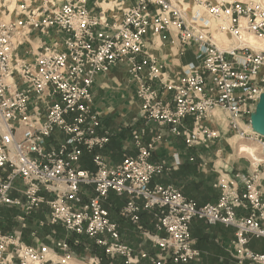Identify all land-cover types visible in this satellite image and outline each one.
<instances>
[{"label":"built area","instance_id":"built-area-1","mask_svg":"<svg viewBox=\"0 0 264 264\" xmlns=\"http://www.w3.org/2000/svg\"><path fill=\"white\" fill-rule=\"evenodd\" d=\"M86 1H65L50 15L26 12L23 4L21 19L6 21L0 16V207L18 208L21 222L45 207L46 224L95 240L106 256L120 257L124 264H140L142 259L150 264H198L191 222L221 224L233 229L227 250L235 264H264V250L250 247L253 239L264 243L259 164L254 162L251 173L216 181V200L198 205L172 185L152 184L169 167L149 160L155 140L144 141L143 127L132 131L135 155L111 162L97 153L110 134L102 129L92 102L95 77L125 63L136 85L141 118L166 125L185 147L213 144L217 133L205 122L216 108L227 114L231 133L257 138L240 123H249L264 92V48L255 51L246 44L253 37L264 40V4L196 0L235 41L221 47L188 23L173 0H134L118 21L92 13ZM151 31L162 38L173 31L181 48H196L198 64L189 65L174 86L163 84L162 90L150 85L161 80V67L144 55ZM32 34L50 41L23 57L17 49ZM189 119L191 130L186 129ZM84 153L92 154L93 170L80 167ZM110 192L126 197L120 216L132 224L139 225L142 212L152 215L153 229L162 235L147 233L154 255H136L122 243L118 225L103 205ZM53 245L71 253L64 240ZM50 249L0 232V264H47Z\"/></svg>","mask_w":264,"mask_h":264},{"label":"crops","instance_id":"crops-1","mask_svg":"<svg viewBox=\"0 0 264 264\" xmlns=\"http://www.w3.org/2000/svg\"><path fill=\"white\" fill-rule=\"evenodd\" d=\"M19 1H24L31 6H39L42 2L41 0H0V6L6 4L10 7ZM60 1L62 4L68 0ZM173 2L184 12L187 22L200 28L216 45L230 47L235 44L230 34L219 30L217 20L209 18L196 0L183 2L173 0ZM133 3L134 0H88L86 7L96 15L118 21L126 8ZM163 36L164 38H162V34L151 31L144 53L145 56L156 60L161 67V80L156 79L150 82V85L158 90L163 89V84L174 86L180 76L189 69V65L198 64L195 47L181 48L173 31L165 33ZM43 41L49 42L50 39H46L40 34H32L30 38L24 41L25 50L31 55V53L36 52L35 50ZM135 89L136 85L131 78L129 67L125 63H120L109 73L98 75L94 79L92 85L93 108L100 114L102 129L110 134L106 146L96 152L108 161L119 162L120 156L124 152L128 155H135L136 149L131 141V133L133 130L143 127L145 129L144 141L155 140L154 150L149 160L154 163L163 161L170 169L162 177H154L152 184L172 185L188 199L208 201L209 196H205L206 200L203 199V191L208 190L212 197L213 184L216 181H230L236 173L247 174L253 171L254 162L237 151L236 147H232L235 144H233V137L227 128L228 117L221 109L216 108L211 118L205 122L217 131V137L220 135L219 139L215 140L209 147L187 148L181 139H176L170 135L166 125L156 121L145 122L141 118ZM169 94L164 91L163 95L169 97ZM186 129H192L191 119L187 120ZM89 158L90 170H93L92 154ZM258 182L264 188V171L259 174ZM125 203V196H118L112 192L103 202L104 207L109 212L110 219L118 225L122 243L132 247L136 255L140 252H145L148 256L154 255L155 248L147 233L162 235H158L154 231L152 215L148 212H142L139 225H134L119 215ZM18 212L19 215L14 218L13 225L8 229V232L11 231L12 234L18 235L24 244L36 247L45 243L49 247H53V241L70 236L60 225L45 223V214L47 213L45 207L27 215L24 222L19 220L21 212ZM22 230H24L23 233ZM190 233L194 247L200 252L199 264H235L227 250L228 245L233 240L232 228H226L221 224L208 225L202 221L194 220L190 225ZM197 238L202 239L199 248L196 247V243L199 242ZM262 245L264 243L259 239H253L250 242V247L254 250L263 251ZM83 255L91 257L88 252ZM114 260L116 261L115 264H123L120 257H116ZM71 264L79 263L75 261ZM140 264H150V262L148 259H142ZM166 264L173 263L167 262Z\"/></svg>","mask_w":264,"mask_h":264},{"label":"rangeland","instance_id":"rangeland-1","mask_svg":"<svg viewBox=\"0 0 264 264\" xmlns=\"http://www.w3.org/2000/svg\"><path fill=\"white\" fill-rule=\"evenodd\" d=\"M41 5L39 6H31L30 4H26L24 1H19L17 3L12 4L10 7H8L6 4H4L3 6H0V16L2 18H4L6 21H16L21 19L24 14L21 11V9L19 8V6L21 5H27V11H36V14H45V15H50L51 11L53 9H55L57 6L60 5V0L59 1H55V0H41ZM88 1V0H87ZM86 1V4H87ZM242 1V0H241ZM254 1H259L260 3L262 2L264 4V0H254ZM261 3V4H262ZM250 37V36H248ZM253 39L255 42H257V44L259 45L257 48V45L255 46L257 49H253V47L251 49L255 50V51H259L262 50L264 47V40L262 39H256V38H250ZM247 42V40H246ZM25 44V43H24ZM20 46L17 51L19 54L23 55L24 57V53L27 52L25 50V47ZM263 44V45H261ZM25 55H28L27 53ZM240 127L245 130L246 132L250 133L252 132V129L250 128V124L248 122H245L244 124L240 123ZM217 133V131H216ZM132 135V133H131ZM230 135L233 137V141L235 145H233L232 147H236L237 151H240L239 149L241 148V146L247 147L249 149L252 150L253 154L247 153L245 152H241L242 155L247 156L252 162H255V164H259V169L258 172L261 173L262 171H264V138L259 136L257 138H247V139H241L239 138L236 134L230 133ZM257 135V134H256ZM219 136L215 139L218 140ZM132 144H133V140ZM84 155V154H83ZM124 156H128V154H126L125 152L121 154V159ZM83 157V156H82ZM162 162V161H160ZM155 163H159V162H155ZM168 171H170V169L168 168L166 171H164L161 175L156 176L158 178L162 177L165 173H167ZM261 171V172H260ZM160 184V183H158ZM123 208V207H122ZM121 208V209H122ZM120 215V212H119ZM191 234V233H190ZM146 241H148V239L146 237H144ZM45 244V243H44ZM48 245V244H45ZM262 247H264V245H262ZM51 251L45 256V258L48 261L47 264H71V262H77L79 264H99V259L95 258V257H90L88 255H83V254H76L74 252L71 251V253H65L64 251H60L58 250L54 245L53 247H50ZM10 252V249L7 250V252L2 256V257H6V255H8ZM108 260L110 261L109 264H113L112 260H114L115 257H109L107 256ZM66 260L65 263H62L61 260ZM200 263V261L198 262V264Z\"/></svg>","mask_w":264,"mask_h":264},{"label":"trees","instance_id":"trees-1","mask_svg":"<svg viewBox=\"0 0 264 264\" xmlns=\"http://www.w3.org/2000/svg\"><path fill=\"white\" fill-rule=\"evenodd\" d=\"M87 154L88 153H84V155L81 159L80 167L82 169L90 170V168H91L90 167V158H89L90 154H88V155ZM191 161H193V159ZM205 196H209L210 199H208V201H197L195 199H192V198L191 199L194 200L198 205L211 203V202H214L216 200L217 191L214 189L213 193H212V197H211L210 192L205 189L203 191V199L206 200ZM18 211L19 210L16 207H5V206L0 207V232L3 235H12L11 231L8 232V229L13 225L12 222H13L14 218L19 215ZM23 232H24V230H22V233ZM197 239H198L197 241H199V242L196 243L197 244L196 247L199 248V246H200L199 243L201 244L202 239H200V240H199V238H197ZM61 240H64L65 243L69 246L70 251H72L76 254H80V253L84 254L85 252H88L92 257L99 259V261H100L99 264H109L110 263V261L107 259L108 257L106 256V254L104 252V248L101 246H98L96 244L95 240H93V239H89L86 236H79V235H75V234H70L69 237L61 238ZM75 241H77V244L75 243ZM121 261L124 264V260L122 259ZM112 262H113V264L116 263L115 260H112Z\"/></svg>","mask_w":264,"mask_h":264},{"label":"water","instance_id":"water-1","mask_svg":"<svg viewBox=\"0 0 264 264\" xmlns=\"http://www.w3.org/2000/svg\"><path fill=\"white\" fill-rule=\"evenodd\" d=\"M249 124L253 133L264 138V92L260 95L250 114Z\"/></svg>","mask_w":264,"mask_h":264},{"label":"bare ground","instance_id":"bare-ground-1","mask_svg":"<svg viewBox=\"0 0 264 264\" xmlns=\"http://www.w3.org/2000/svg\"><path fill=\"white\" fill-rule=\"evenodd\" d=\"M14 4V3H13ZM247 45H249L251 48L253 47V49H257L258 48V44H257V42H255L253 39H247V43H246ZM257 45V48L255 47L256 45ZM261 45H263V44H261ZM264 48V47H263ZM240 151L239 152H247V153H250V154H253V152H252V150L251 149H249V148H247V147H244V146H241V148L239 149ZM53 228V227H52Z\"/></svg>","mask_w":264,"mask_h":264}]
</instances>
